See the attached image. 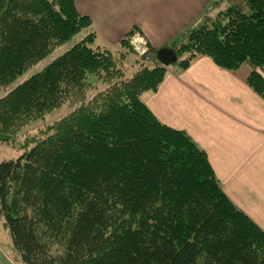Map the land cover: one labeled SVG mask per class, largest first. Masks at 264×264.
<instances>
[{
    "label": "trees",
    "instance_id": "trees-1",
    "mask_svg": "<svg viewBox=\"0 0 264 264\" xmlns=\"http://www.w3.org/2000/svg\"><path fill=\"white\" fill-rule=\"evenodd\" d=\"M77 1L0 0V90L90 30L0 97V142L70 107L30 150L0 161V216L23 264H264V229L225 193L206 151L143 98L169 67L208 56L228 70L248 65L247 83L264 99V0L232 2L186 30L167 46L174 66L147 45L156 63L140 67L93 45V20ZM137 30L119 46L135 52Z\"/></svg>",
    "mask_w": 264,
    "mask_h": 264
},
{
    "label": "crops",
    "instance_id": "crops-1",
    "mask_svg": "<svg viewBox=\"0 0 264 264\" xmlns=\"http://www.w3.org/2000/svg\"><path fill=\"white\" fill-rule=\"evenodd\" d=\"M214 1L78 0L77 6L110 47L137 27L132 39L159 50L195 27ZM177 70L169 67L144 100L162 122L186 131L206 151L225 193L264 229V99L247 83L250 67L228 70L199 56Z\"/></svg>",
    "mask_w": 264,
    "mask_h": 264
},
{
    "label": "rangeland",
    "instance_id": "rangeland-1",
    "mask_svg": "<svg viewBox=\"0 0 264 264\" xmlns=\"http://www.w3.org/2000/svg\"><path fill=\"white\" fill-rule=\"evenodd\" d=\"M244 1L245 0H219V3L218 1L214 2L198 24H202L209 19H213L219 11L225 10L232 2L244 3ZM89 32V29L82 30L77 35H75L70 41L57 47L41 61L31 66L21 77H19L9 87H7L6 89H1L0 97L3 96L8 90L14 88L17 84L31 76L32 74L42 70L52 60L63 54L75 43L82 40ZM101 40L102 39L98 37L96 39V43H94L93 45L96 46L97 44H102L109 46L106 44V42ZM133 46L135 48V52L129 51L127 48L120 46H118L117 49H120L123 53L126 54V60L128 62L132 63L136 59H139V67L140 65H142L141 63H143V65L145 64L150 66H153L155 64V62L153 64V61L151 59L152 55H155L153 51L150 53H148L147 50L143 52L144 50L136 48L134 43ZM155 56L157 57V55ZM174 65L175 63L173 62L171 66ZM129 71L130 70H128L127 72L128 74ZM68 112H70V107H67L66 105H64L63 107H59L58 109L47 113L43 118L31 121L29 124L22 128L21 132L14 140H11L9 142H0V161L16 159L24 152L30 150V148L33 146V141L31 139L40 136L42 130L46 129L47 127H49V125H52L54 122L61 119ZM0 264H23L20 253L14 248L11 234L9 232V229L5 226L4 218L2 216H0Z\"/></svg>",
    "mask_w": 264,
    "mask_h": 264
},
{
    "label": "water",
    "instance_id": "water-1",
    "mask_svg": "<svg viewBox=\"0 0 264 264\" xmlns=\"http://www.w3.org/2000/svg\"><path fill=\"white\" fill-rule=\"evenodd\" d=\"M176 53L171 48H161L157 51V59L162 63L164 66H168L175 62L176 60Z\"/></svg>",
    "mask_w": 264,
    "mask_h": 264
},
{
    "label": "built area",
    "instance_id": "built-area-1",
    "mask_svg": "<svg viewBox=\"0 0 264 264\" xmlns=\"http://www.w3.org/2000/svg\"><path fill=\"white\" fill-rule=\"evenodd\" d=\"M133 43H134V45L136 46V48H138V49H143L144 51L143 52H145L146 50H147V44H146V42L145 41H137L136 39H133ZM146 47V48H145Z\"/></svg>",
    "mask_w": 264,
    "mask_h": 264
}]
</instances>
